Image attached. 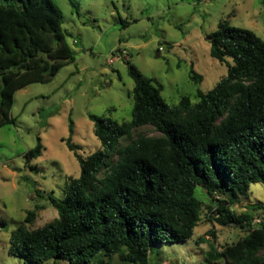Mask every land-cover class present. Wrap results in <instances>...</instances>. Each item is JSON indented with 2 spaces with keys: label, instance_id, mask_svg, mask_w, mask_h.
Wrapping results in <instances>:
<instances>
[{
  "label": "trees",
  "instance_id": "trees-1",
  "mask_svg": "<svg viewBox=\"0 0 264 264\" xmlns=\"http://www.w3.org/2000/svg\"><path fill=\"white\" fill-rule=\"evenodd\" d=\"M62 23L53 0H0V127L12 123L18 90L49 82L75 61ZM205 39L227 74L211 90L197 91L196 103L184 96L169 107L161 85L126 60L133 82L130 121L90 116L99 147L83 158L71 141L69 119L66 146L79 175L67 176L63 198L48 196L57 212L50 223L28 229L36 212H26L10 233L9 255L33 264H92L99 254L109 262L149 264L155 248L192 237L204 205L195 195L199 187L211 203L209 222L246 231L220 250L210 245L206 261L264 264V206L253 203L239 214L233 209L248 198L251 185L264 187V41L224 20ZM190 78L199 81L192 67ZM143 127L158 136L137 131ZM42 150L38 139L26 163ZM208 234L215 242L214 232Z\"/></svg>",
  "mask_w": 264,
  "mask_h": 264
},
{
  "label": "rangeland",
  "instance_id": "rangeland-1",
  "mask_svg": "<svg viewBox=\"0 0 264 264\" xmlns=\"http://www.w3.org/2000/svg\"><path fill=\"white\" fill-rule=\"evenodd\" d=\"M53 1L63 15L62 29L70 33L67 42L75 61L49 82L18 90L10 111L12 123L0 127V264H33L9 255L10 233L31 210L36 216L28 229L44 227L57 218L48 196L63 198L67 176L79 175L78 161L66 146L69 119L71 141L83 158L99 147L90 116L130 121L133 82L126 60L160 84L163 100L173 107L184 96L196 103L197 91L211 90L226 76L227 67L211 58L205 39L223 20L264 41V0H72L76 10L68 0ZM191 67L198 82L190 78ZM137 131L158 136L151 127ZM38 139L42 154L26 163L25 154ZM195 195L204 205L192 237L155 248L149 264H223L206 261L210 245L220 250L246 235L243 229L209 222L210 201L199 187ZM253 203L264 206L261 183L251 185L248 198H241L233 209L238 214L248 212ZM253 213L255 221L262 214ZM209 231L214 232L215 242ZM199 238L208 242L197 243ZM92 264L125 263L117 258L109 262L99 254Z\"/></svg>",
  "mask_w": 264,
  "mask_h": 264
},
{
  "label": "built area",
  "instance_id": "built-area-1",
  "mask_svg": "<svg viewBox=\"0 0 264 264\" xmlns=\"http://www.w3.org/2000/svg\"><path fill=\"white\" fill-rule=\"evenodd\" d=\"M256 222H259V220H257Z\"/></svg>",
  "mask_w": 264,
  "mask_h": 264
}]
</instances>
